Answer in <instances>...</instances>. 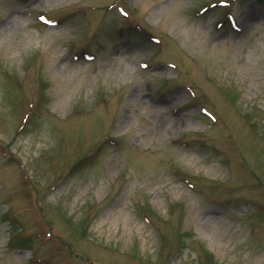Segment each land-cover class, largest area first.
Instances as JSON below:
<instances>
[{
  "label": "rangeland",
  "instance_id": "1",
  "mask_svg": "<svg viewBox=\"0 0 264 264\" xmlns=\"http://www.w3.org/2000/svg\"><path fill=\"white\" fill-rule=\"evenodd\" d=\"M0 264H264V0H0Z\"/></svg>",
  "mask_w": 264,
  "mask_h": 264
},
{
  "label": "trees",
  "instance_id": "2",
  "mask_svg": "<svg viewBox=\"0 0 264 264\" xmlns=\"http://www.w3.org/2000/svg\"><path fill=\"white\" fill-rule=\"evenodd\" d=\"M45 15V14H44ZM46 16V15H45ZM49 18V17H48ZM228 15H225V16H223V18H222V20L221 21H219V23L220 24H223V22H225V23H227L228 22ZM125 30H127L128 31V34H132V30L130 29H125ZM134 31V30H133ZM140 34V33H139ZM141 35V34H140ZM142 36V35H141ZM117 146V145H116Z\"/></svg>",
  "mask_w": 264,
  "mask_h": 264
}]
</instances>
